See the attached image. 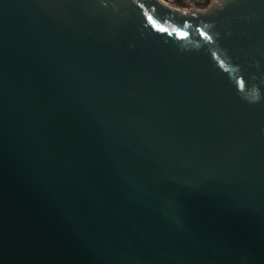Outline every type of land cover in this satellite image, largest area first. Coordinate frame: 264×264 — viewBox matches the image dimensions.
Segmentation results:
<instances>
[{
    "label": "water",
    "instance_id": "1",
    "mask_svg": "<svg viewBox=\"0 0 264 264\" xmlns=\"http://www.w3.org/2000/svg\"><path fill=\"white\" fill-rule=\"evenodd\" d=\"M0 264H264V0H0Z\"/></svg>",
    "mask_w": 264,
    "mask_h": 264
},
{
    "label": "built area",
    "instance_id": "2",
    "mask_svg": "<svg viewBox=\"0 0 264 264\" xmlns=\"http://www.w3.org/2000/svg\"><path fill=\"white\" fill-rule=\"evenodd\" d=\"M171 8L186 11H203L212 2V0H158Z\"/></svg>",
    "mask_w": 264,
    "mask_h": 264
}]
</instances>
